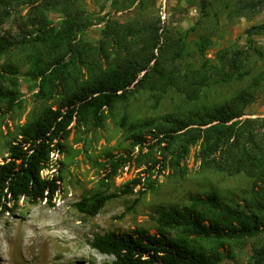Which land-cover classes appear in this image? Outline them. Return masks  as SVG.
Returning <instances> with one entry per match:
<instances>
[{"label": "trees", "instance_id": "16d2710c", "mask_svg": "<svg viewBox=\"0 0 264 264\" xmlns=\"http://www.w3.org/2000/svg\"><path fill=\"white\" fill-rule=\"evenodd\" d=\"M195 1L200 18L208 17L209 0ZM261 7L264 0H238L234 14L252 16ZM49 13L60 16L56 24ZM6 21L14 33H0V55L27 46L37 52L29 56L28 76L38 82V100L56 99V106H35L36 114L7 145L0 160V217L12 213L21 199L53 205L62 176L56 170L43 172L54 169L51 155L61 151L72 127H101L106 112L139 91L153 93L156 102L169 89L196 101L212 81H241L251 73V57L262 55L251 36L264 33L263 24L251 27L247 50L223 48L213 60L206 56L211 40L201 35L193 43L195 64L188 60L186 34L163 28L158 17L153 22L101 18L95 42L86 40L93 19L83 0H0V25ZM15 74V67L7 65L0 80L10 76L13 81ZM15 87V82L6 89L0 84V103L9 110L16 103ZM263 92L264 69L219 105L130 126V145L139 151L135 156L127 150L118 157L108 154L107 178L113 180L120 169L141 161L137 176L118 192H96L74 204L80 213L96 216L113 198L136 188L138 194L152 189L162 172L181 169L195 149L200 168L251 179L250 205L225 203L213 191L194 195L182 207H156L153 233L143 228L97 233L91 246L113 256L110 264H221L225 241L264 234V120L243 118L246 107ZM203 240L218 246L205 250L197 244ZM249 263L264 264V245L251 250Z\"/></svg>", "mask_w": 264, "mask_h": 264}, {"label": "rangeland", "instance_id": "374dc122", "mask_svg": "<svg viewBox=\"0 0 264 264\" xmlns=\"http://www.w3.org/2000/svg\"><path fill=\"white\" fill-rule=\"evenodd\" d=\"M209 2V16L201 19L195 0H83L85 10L93 19L86 40L95 42L99 38L103 25L101 18L119 22L135 19L153 22L158 17L159 25L163 28L170 27L186 34L188 60L195 64L198 57L193 43L201 35L211 40L212 45L206 55L210 60H213L215 52L223 48L247 50V31L253 26L264 25V7L252 16H239L234 14L238 0ZM162 15L165 16L163 20ZM49 18L56 24L60 16L49 13ZM6 31L14 33L10 21L0 25V33ZM251 39L262 55L254 54L251 57V73L241 81H212L196 101H188L183 95L169 89L156 102L153 93L139 91L127 102L117 104L111 112H106L101 127H72L68 139L62 143L61 151L51 155L54 169L43 172L45 176L56 170L62 176L60 191L54 196L53 205L44 202L32 204L21 199L12 213L0 217V264H37L34 254H38L43 233L52 236L46 239L40 255L46 264H110L114 257L94 249L91 246L93 236L134 228L153 233L157 227L153 210L158 206L182 207L189 204V197L204 196L212 191L225 203L250 205V178L243 174L227 176L212 169H202L195 158V149H192L181 169H166L156 179L153 188L144 194H138L136 188L133 193L113 198L96 216L84 215L74 206L82 197L96 192H118L121 185L137 176L142 169L143 166L139 165L141 161L134 162L120 169L113 180L107 178L110 171L106 164L108 154L118 157L127 150L135 156L139 151L138 147L132 148L130 145V126L162 116H180L205 110L223 103L244 88L251 76L264 69V33L252 35ZM36 54L27 46L22 51L0 55V73L4 74L7 65L16 69L13 81L6 75L8 77L1 79L0 84L6 89L15 82L17 92L16 103L11 110L5 103H0V160L6 156L7 145L17 138L18 127L36 114L35 106L39 103L56 106V99L38 100V82L28 76L33 59L29 56ZM122 117L125 118L124 127L121 126ZM243 118L264 120V92L246 107ZM13 234L16 238H13ZM23 241L31 245L30 251L22 248ZM224 243V248H220L224 255L221 264H250L251 250L264 245V234ZM197 244L205 250L218 246L212 240Z\"/></svg>", "mask_w": 264, "mask_h": 264}, {"label": "bare ground", "instance_id": "6f19581e", "mask_svg": "<svg viewBox=\"0 0 264 264\" xmlns=\"http://www.w3.org/2000/svg\"><path fill=\"white\" fill-rule=\"evenodd\" d=\"M39 230V229H38ZM41 234V233H40ZM14 235V234H13ZM43 237H44V239H42V241H41V239H40V243H39V249H38V254L37 255H35L34 254V257L36 258V260H37V264H46V262H45V260H43L44 259V257L43 256H41V257H43L42 259H40V255H41V252H42V248H43V245L45 244V242H46V239H48V238H51L52 236H50V235H46L45 233H43V234H41ZM13 238H16V236L14 235V237ZM27 239V238H26ZM28 239H29V237H28ZM15 240L16 239H14L13 240V242H15ZM28 240H26V242H27ZM10 242V241H9ZM21 242V241H20ZM24 242V241H23ZM26 242H24V244H22L23 246H22V248L23 249H27V251H30V248H31V245H29L28 243L26 244ZM8 243V242H7ZM46 246V245H45ZM13 247V246H12ZM38 247V246H37ZM36 247V248H37ZM47 247V246H46ZM19 248V247H18ZM18 248H17V250H18ZM46 249V248H45ZM14 250V249H13ZM19 251V250H18ZM24 252V251H23ZM47 252V251H46ZM26 253V252H25ZM28 253V252H27ZM32 253H34V252H32ZM28 255V254H27ZM30 255V254H29ZM32 257V256H31ZM2 258V257H1ZM2 261V260H1ZM1 263V262H0Z\"/></svg>", "mask_w": 264, "mask_h": 264}, {"label": "built area", "instance_id": "2783aa9c", "mask_svg": "<svg viewBox=\"0 0 264 264\" xmlns=\"http://www.w3.org/2000/svg\"><path fill=\"white\" fill-rule=\"evenodd\" d=\"M161 18H162V20H163V19L165 18V16L162 15Z\"/></svg>", "mask_w": 264, "mask_h": 264}]
</instances>
